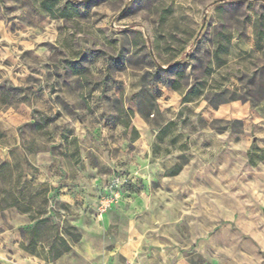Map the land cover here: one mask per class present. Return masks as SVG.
I'll list each match as a JSON object with an SVG mask.
<instances>
[{"label":"rangeland","instance_id":"1","mask_svg":"<svg viewBox=\"0 0 264 264\" xmlns=\"http://www.w3.org/2000/svg\"><path fill=\"white\" fill-rule=\"evenodd\" d=\"M105 2L65 0L61 4V0H25L31 9L30 15L39 14L33 7L38 5L39 11L65 21L73 18L87 20L93 6H103ZM160 2L163 3V0ZM155 3L157 0H128L114 21H122L141 9L154 11ZM175 4L176 0H173L161 10L158 29L163 28L167 18L175 11ZM210 7L213 14L205 15L198 25L197 38L192 41L191 50L184 54V59L172 63L163 60V57L176 52L166 40L183 43L175 35L179 30L176 22L172 24V32L152 29L154 39L147 27L143 29L142 38L139 31L130 27L112 29L106 35L112 28L109 24L108 28L97 29L106 48L97 49L95 38L91 42L82 38L83 45L90 46L72 45L80 49L73 53L79 57L78 60L65 59L61 54L58 63L43 65L45 69H50L44 73V78L51 80V85L45 83L33 88L32 85L40 81L30 75L25 79L31 83L27 87H18L0 72V104L11 103L21 92L25 93L20 97L23 101L30 102V97L40 100L45 90L50 89L49 97L55 94V99H44V104L60 103L63 112L73 117L70 122L55 125L51 133L41 129L62 118L59 111L53 117L34 112L33 115H39L43 123L36 121L23 125L21 132L25 139V151L39 158V168L46 175L36 195L30 194V181L19 189H15L12 182L13 171L20 168L22 155L15 148L2 153L11 156L16 163L9 166L8 160H5L0 164V264H41L42 260L44 264H56L59 258L48 261L43 251L38 249H42L47 240L60 238L63 221L75 226L81 233V239L65 254L68 260L59 261L61 264H69L72 260L82 264L80 260H84L88 252L111 250L114 245L108 241L116 240V236L112 235L114 229L124 237L125 243L120 246L122 252L118 253L121 264H124V253L130 250V246H125L127 237L132 235L127 231V222H136L132 231L137 235H132V241L138 242L139 234L144 231L143 225H155L159 212L164 209V204L159 203L158 193L161 192L170 194L165 197V203L169 200L172 203L169 214L181 208L200 213L184 217V221L189 222V232H207L193 246L194 250L183 254L187 264H264V204L256 195L257 187L264 183L259 180L260 174L264 173V127L250 123L255 113L249 117L233 115L243 107V97L255 99L264 96V64L253 63L251 67L254 70L250 76L229 72L220 76L218 82L208 84L214 74L229 66L230 59L242 63L254 53H264V3L260 0H213ZM40 19L44 17L41 15ZM185 19L183 16L179 18ZM95 23L97 21H93ZM15 27L12 25V28ZM253 37L254 47L248 52L242 46L252 41ZM161 42L165 43L162 45ZM45 44L46 41H40L38 47L51 48V45ZM30 51L26 50L21 59L30 56ZM162 60L168 63L167 67L163 66ZM10 62L3 61L5 66ZM74 68L79 70V74L74 75ZM20 71L16 68L13 74ZM31 71L38 72V69L32 68ZM125 74L133 79H125ZM230 79L236 80L237 85L242 87L232 85ZM224 83H229V86L222 87ZM97 91L98 96L95 95ZM181 92L184 95L175 103H170ZM60 93L73 99L78 97V100L71 103ZM230 98L234 100L220 103ZM201 99L206 100L207 105L196 112L195 106ZM238 99L241 108L230 107ZM219 107L227 108L232 118L216 117ZM74 109L82 112L77 113ZM249 126L251 131L245 132L244 129ZM2 127L3 122L0 121ZM225 132L228 135L222 138L220 134ZM3 135L0 132V136ZM54 136H58L62 143L49 147V141ZM109 142L116 147H110ZM176 151L180 154L174 155ZM140 153L151 155L147 172L151 180L145 181L132 175L133 169L142 163ZM205 153L209 158L201 159ZM120 156L122 159H117ZM113 160H116L115 166ZM191 160L197 162L187 168V178L175 179L180 169ZM24 163L33 172L39 170L26 159ZM241 163L242 167L231 177L234 183L228 189L229 193L236 195H215L213 178ZM222 164L227 167L222 169ZM64 168L68 171H62ZM105 176L108 178H103ZM55 177L61 178L55 191L49 192V181ZM121 178H124L123 183L118 184ZM254 180L256 185L245 186L246 182ZM16 183H19V177ZM196 189L203 191L195 192L197 203L190 208L184 201ZM13 190H16V195ZM117 193L119 200L114 195ZM60 195H69L72 203L56 199ZM49 199L52 201L50 209L45 207ZM48 212L52 215H47ZM42 214L49 218L50 223L41 225L38 234L32 238L25 231L32 224L29 216L37 218ZM209 228L212 230L208 231ZM6 231L12 233V245H16L19 238L18 248L2 243ZM152 235L155 237V234ZM32 239L36 241V246L30 249L36 255L21 248L22 245L28 246ZM159 251V248L150 249V252ZM148 259H152L151 255ZM107 264H114V258L109 257Z\"/></svg>","mask_w":264,"mask_h":264},{"label":"clouds","instance_id":"2","mask_svg":"<svg viewBox=\"0 0 264 264\" xmlns=\"http://www.w3.org/2000/svg\"><path fill=\"white\" fill-rule=\"evenodd\" d=\"M65 0H61L63 4ZM213 0H176L174 5L175 11L167 18L163 28L158 29V23L160 16L162 15V9L167 8L169 4L173 3V0H163V3L160 0H157V3L153 5L154 11L141 9L138 13L133 14L131 17H126L122 21H114V18L123 11L124 6L128 3V0H106L103 6L96 5L90 10L89 18L87 20H78L73 18L72 20H62L54 19L52 16L47 13L39 11L38 5H33L37 8L39 14H31V9L28 4L25 3V0H0V72L3 73L4 77L15 83L18 87L24 86L27 87L30 84V81H26L25 78L28 76H34L39 79L40 83L32 85L33 88H38L48 83L52 84L51 80H45L44 73L50 71V69H45L43 65L45 63H58L61 58L69 59L71 61L78 60V56L73 55L74 52H78L80 49L73 47L74 44H80L81 47H88L90 45H83L82 38L89 39L91 42L92 38L97 40L95 47L106 48L104 40L97 34V29L108 28L109 24H112V28L108 29L109 34L112 29L119 30L123 27H130L135 31L141 33V38L143 37V29L147 27L149 35L154 39V33L152 29H158L164 33L172 32L173 22L177 23L178 31L175 32L178 40L183 41V43H175L171 40H166L165 42L171 44L176 52H170L163 57V60H167L168 63H172L178 59H184V54L189 52L193 47L192 41L197 38L196 33L198 31V25L203 22L205 15L211 16L212 8L210 5ZM261 3H264V0H260ZM6 9H14L15 11H6ZM95 12L96 15H92ZM43 16L44 19L41 20L40 16ZM186 17L185 20H179L180 17ZM101 17H103L101 19ZM31 21V22H29ZM93 21L97 23L93 24ZM156 21V23H151ZM195 22V23H193ZM12 25H16L15 28H12ZM143 27H138V26ZM12 28V31L9 29ZM59 29V30H57ZM254 40L250 41L247 45L242 47L251 52L254 47ZM40 41H46L47 44L51 45V48L48 47H38ZM165 42H161L162 45ZM26 50H31L30 56L24 57V52ZM171 57V59H169ZM51 58V59H50ZM10 60V64L5 66L3 61ZM163 60L161 63H163ZM168 63H163L164 67L168 66ZM253 63L264 64V53H254L250 59L245 60L242 63H236L235 60H229V66L227 68L221 69L218 73L214 74L211 79L208 80V84H212L213 81H219L220 76L226 75L229 72L236 73L240 75L241 73H247L250 76L251 72L254 70L251 65ZM20 68V72L14 70ZM38 69V72H32L31 69ZM62 70V69H61ZM239 70V71H237ZM100 79V77H96ZM125 79H133V77L125 74ZM2 82V81H0ZM232 85H237V81L230 79ZM229 83H224L222 87H228ZM237 87H242V85H237ZM50 89L45 90L43 99L32 100L30 97V102H26L20 99L21 96L25 93H17L14 100L11 103L0 104V121L3 122V127L0 128V132H3L4 135L0 136V164H3L5 160H8L9 166L16 163L11 156H4L2 153L8 152L10 149L15 148L18 153H20L23 159L20 160V168L15 169L12 174V182L15 185V189H19L26 182L30 183V194L36 195L40 190V186L44 184L46 180V175L43 174V169L39 168L38 157H33L32 154L25 151V139L22 136V128L25 123L32 124L36 121H41L39 115H33L34 112L43 113L46 117L55 116L56 112L62 113V118L52 121L51 124L44 126L41 130L52 132V128L57 124H64L70 122L73 117L64 113L60 103H49L44 104V99L54 100L55 94L49 97ZM87 91V90H85ZM63 99L70 101L71 103H76L78 97L75 99L71 97L64 96L63 93H60ZM99 95V91L95 93ZM184 95V92H181L179 95L174 96L173 100L170 103H175L177 99ZM239 95H243V89ZM244 103L241 108V102L238 99L230 107L241 108V110L233 115L238 117H249L252 113H255V117L251 119V124L259 125L264 127V96H258L255 99L253 97H243ZM207 105V101L201 99L198 106H195V111L200 112ZM167 106L166 104L164 105ZM192 106V105H182L181 107ZM51 108V111L48 109ZM178 109H174L177 111ZM75 112L81 113L82 110L74 109ZM216 117L231 119L232 117L228 115V109L225 107H219L215 112ZM175 119V117H172ZM43 123V121H41ZM211 129H209L210 131ZM245 132H250L251 127L244 129ZM221 137H226L227 132L220 134ZM83 137L81 136V139ZM250 140V138H249ZM62 143L58 136H54L51 141H49V147L54 146L55 144ZM110 147H116V145L109 142ZM122 147V146H121ZM250 147V143L248 145ZM195 151V149H193ZM174 155L180 154L178 151L173 152ZM199 155V153H197ZM142 163L137 165L133 171V177H139L142 180L148 181L151 180V177L147 175L149 170L148 160L151 159L149 153L148 156H145L144 153L139 154ZM167 159V157H163ZM209 156L207 153L201 159H208ZM26 159L29 163H32L34 167L39 170L33 172L27 168V164L24 163ZM117 159H122V156L117 157ZM196 160L189 161V164L184 165L180 171L176 174L175 179L182 180L187 178V168L191 164H195ZM112 164L115 166L116 160L112 161ZM226 165H221V168H226ZM242 163L236 165L233 168H227L223 174L218 177L213 178L214 180V194L222 197L232 196L234 197L236 193H229L228 189L234 183L231 179L235 175ZM62 171H68L67 168L62 169ZM17 177H19V183H16ZM35 177V179H33ZM61 177H55L49 181V192H54L55 187ZM107 179L108 177H103ZM121 178L119 183H123ZM259 180L264 182V173H261ZM226 182V183H224ZM257 181L246 182L245 186L256 185ZM90 191V189H88ZM175 191V189L173 190ZM203 191L202 189H196L185 198L184 203L189 205L190 208H194L197 201L195 200V192ZM13 194L16 195V190H13ZM116 199L119 200V194H114ZM160 196L159 203L164 204V209L161 210L158 214L155 225H143L144 231L139 234L138 242L133 243L132 235H137L136 232L132 231L133 221H128L127 231L132 233L127 237L128 243L126 247L130 246L128 253H124L125 261L124 264H187V258L183 256L184 253L190 252L193 249V246L197 244V241L206 236L205 233H196L189 232L187 230V225L189 222L184 221L186 215L196 216L199 215V212L196 211H185L181 208L179 211H172L170 214L168 209L172 208V203H165V197L170 196L167 193H158ZM257 199L260 200L261 204H264V183L257 187ZM41 198H45L41 196ZM56 199L67 202L68 204L72 203V199L69 195H60ZM131 201H126L130 203ZM204 206V205H202ZM50 209L52 207V201L49 199L48 204L45 206ZM79 211V210H77ZM47 215H52L50 212ZM130 215H135V213H130ZM55 217H53V221ZM182 221H184L182 223ZM11 223V221H10ZM71 223V222H70ZM167 225V227H165ZM15 227V225H14ZM212 229L209 228L208 231ZM152 234H155L153 237ZM4 240L3 244L9 247H19L20 240L17 237V244L12 245L10 240L13 238L12 233L6 231L3 233ZM112 235L116 236V240H109V243H113V248L107 252L91 253L86 256L88 260H95V264H107L109 257L114 258V264H121L118 253L122 252L121 244H124V237L116 229L113 230ZM50 244H44L42 250L44 253H47ZM159 248L160 251L150 252V249ZM78 252L80 249H76ZM216 253H214L215 255ZM84 255V253H81ZM151 255L152 259H148ZM99 257V258H97ZM13 260L15 257L12 258ZM5 260L8 261V258L5 257ZM41 264H44V261H41Z\"/></svg>","mask_w":264,"mask_h":264},{"label":"trees","instance_id":"3","mask_svg":"<svg viewBox=\"0 0 264 264\" xmlns=\"http://www.w3.org/2000/svg\"><path fill=\"white\" fill-rule=\"evenodd\" d=\"M72 4H78L76 1H71ZM74 75L79 74V70L77 68H74L73 70ZM234 98H230V100H224L220 103H224L226 101H232ZM25 212V211H24ZM44 214L41 216H38L37 218H33L32 216H29L30 220L32 221V224L27 226L25 228V231L34 238L36 234L40 231V226L44 224H49V218L44 217ZM63 231H61L60 238H54L53 240H47L44 244H50V247L48 248L47 253H44V257L48 261H54L60 258L61 256L68 253L71 249V247L80 241L81 239V233L78 231V229L72 225H70L68 222L63 221ZM43 244V245H44ZM30 246V247H29ZM36 246V241L34 239L29 241L28 246H21L22 250L25 252L34 254L33 250L30 248ZM43 247V246H42Z\"/></svg>","mask_w":264,"mask_h":264},{"label":"crops","instance_id":"4","mask_svg":"<svg viewBox=\"0 0 264 264\" xmlns=\"http://www.w3.org/2000/svg\"><path fill=\"white\" fill-rule=\"evenodd\" d=\"M71 225V224H70ZM73 226V225H72ZM75 227V226H74ZM83 234V233H82ZM83 236V238L85 237V235L83 234L82 235ZM71 248H74L73 246L71 247ZM90 253L88 252L87 253V255H85L84 256V260H80V261H82V264H95V260H88V259H86V256H88ZM68 256L67 255H64L62 258H59L58 259V262H56V264H61L59 261H61V259H67L68 260V258H67ZM74 259V258H73ZM73 262H69V264H78V262L77 261H75V260H72Z\"/></svg>","mask_w":264,"mask_h":264}]
</instances>
